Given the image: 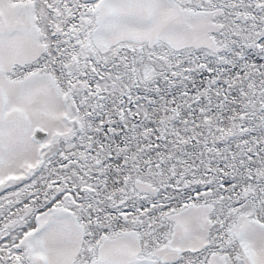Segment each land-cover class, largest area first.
Masks as SVG:
<instances>
[{
    "label": "snow or ice",
    "instance_id": "1",
    "mask_svg": "<svg viewBox=\"0 0 264 264\" xmlns=\"http://www.w3.org/2000/svg\"><path fill=\"white\" fill-rule=\"evenodd\" d=\"M0 264H264V0H0Z\"/></svg>",
    "mask_w": 264,
    "mask_h": 264
}]
</instances>
